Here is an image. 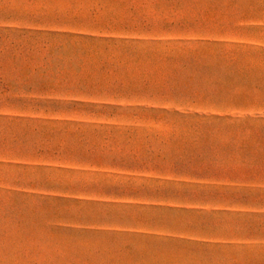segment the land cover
I'll return each instance as SVG.
<instances>
[{"label":"rangeland","instance_id":"rangeland-1","mask_svg":"<svg viewBox=\"0 0 264 264\" xmlns=\"http://www.w3.org/2000/svg\"><path fill=\"white\" fill-rule=\"evenodd\" d=\"M0 264H264V0H0Z\"/></svg>","mask_w":264,"mask_h":264}]
</instances>
